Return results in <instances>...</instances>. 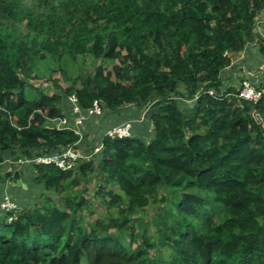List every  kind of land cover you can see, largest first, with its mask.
<instances>
[{
	"label": "trees",
	"instance_id": "16d2710c",
	"mask_svg": "<svg viewBox=\"0 0 264 264\" xmlns=\"http://www.w3.org/2000/svg\"><path fill=\"white\" fill-rule=\"evenodd\" d=\"M263 10L264 0H0V165L70 145L91 156L70 170L32 164L35 183L61 195L0 215V264H264ZM244 50L257 102L223 76ZM87 53L119 63L56 83L63 94H28L38 59ZM71 94L85 110L100 101L102 129L128 117L131 135L103 130L92 154L48 124ZM83 178L99 183L110 218L91 217Z\"/></svg>",
	"mask_w": 264,
	"mask_h": 264
},
{
	"label": "rangeland",
	"instance_id": "374dc122",
	"mask_svg": "<svg viewBox=\"0 0 264 264\" xmlns=\"http://www.w3.org/2000/svg\"><path fill=\"white\" fill-rule=\"evenodd\" d=\"M254 30L255 32H258V31L264 32V25L262 23H258ZM251 45H253L255 48H252V50L250 51L249 57L251 58V60H254V63H255V60L257 61V58L260 59V55L258 53V48H256L257 45L255 44H251ZM251 52H253L254 56L252 55ZM117 63H119L117 60L114 61V60L95 59L91 53H87L85 55L77 54L74 56L65 54L61 58L49 57L46 59H38L35 63L34 73H33L36 75V77L33 75L34 78L31 79V83H29L28 85L27 92L31 97H40L41 95H45V94L52 95L54 93L63 94V91H60L58 89V87L56 86V83L62 86L63 88H65L68 84L72 82V79L77 78L79 76H84L90 73H94L96 71V67L100 65L103 66V68L107 72V71H113L114 65H116ZM245 66L239 67L240 71H237V73H234L235 72L234 71L232 73L233 75L229 73L230 74L229 76H232V77L226 76L224 73L223 76L228 78V84L230 85L232 84L233 86L239 89L240 83L242 80L241 78H244L247 74L245 71H241L242 69L245 68ZM236 68L238 69V67ZM258 78H260V76ZM254 83L257 84V81L254 80ZM79 85H80V82H79ZM63 101L65 102L64 110H65V113H67L68 106L70 105L68 101V96L64 95ZM120 115L121 114L109 115L105 122L114 123L116 122V120H118L121 117ZM101 119H102L101 115H87V119L85 120V123H84L85 127L83 128L84 135L82 139L85 143L92 142L89 147H94L95 145H97L96 138L98 135V128L100 127ZM129 120H130L129 118L123 119L121 123L129 121ZM136 122L134 126H135V129L138 131V127L140 126V124ZM1 166L3 165H0V169L3 168ZM33 167L34 165L32 164H29L27 166V168L29 169H32ZM25 180L28 182L29 187L27 188L24 187L23 189L11 188V190L13 189L12 191L15 195V199L19 203H23L26 201V204H28L29 206H31V208H33L34 205H36L37 203L43 202V200L46 199L47 197H51L56 202L59 201V196L61 195L60 193L57 194L56 191L52 189L44 190V187L42 184L35 183L32 175L29 177L26 175ZM82 180H83L82 187L87 188L86 196L90 198L89 205L91 206L90 208L94 212L93 215L91 216L92 218H98L100 216H104L105 218H110L113 211L114 213L117 212V210L111 209V207H109L108 204L105 203V198L103 196L97 194L96 188L99 186L98 182H96L95 180L89 181L86 178H83ZM11 181L15 182V180H12V179ZM5 187H6L5 180H3L0 177V198H1V194L5 190ZM19 192L22 193L20 197L22 198L23 201L19 199V196H18ZM24 207L25 205L19 206L18 211ZM155 208L156 207L154 206H150L148 208V212L146 213L147 215L145 217L149 218L148 214L150 215L153 214L155 211ZM1 214L3 215L4 213L0 212V215ZM84 214L89 215L90 214L89 210L88 209L85 210ZM134 216L135 217L140 216V214L134 215Z\"/></svg>",
	"mask_w": 264,
	"mask_h": 264
},
{
	"label": "built area",
	"instance_id": "2783aa9c",
	"mask_svg": "<svg viewBox=\"0 0 264 264\" xmlns=\"http://www.w3.org/2000/svg\"><path fill=\"white\" fill-rule=\"evenodd\" d=\"M260 23L264 21V10L262 11V16L259 17ZM239 94L245 99L257 102L261 99L263 90L258 87L253 81L248 78L242 79L239 87ZM69 106L68 112L64 115L58 116L54 119H47V123H52L58 128L65 130H71L77 133L81 138H83V128L85 127V120L87 115H101L103 113V107L99 100H94L92 106L85 110L76 94H71L68 96ZM69 113V114H68ZM255 116L260 119L259 113L255 112ZM72 118V119H71ZM132 122L131 120L119 123L108 128L105 131V135L108 137H127L131 135ZM103 141L95 145L92 154H97L103 148ZM84 157H91L85 154L81 149L77 148L75 145H70L64 147L61 151L53 154H40L33 157H21L18 159H9L8 162L12 166L20 167L24 164H34V165H48L54 164L63 170H70L78 166L79 160ZM0 208L2 212L8 217V221H12L15 218V214L18 212V206L15 204L14 199L11 195L5 194L1 203Z\"/></svg>",
	"mask_w": 264,
	"mask_h": 264
},
{
	"label": "crops",
	"instance_id": "0c3cea01",
	"mask_svg": "<svg viewBox=\"0 0 264 264\" xmlns=\"http://www.w3.org/2000/svg\"><path fill=\"white\" fill-rule=\"evenodd\" d=\"M251 44H255V43H251ZM250 44V45H251ZM252 48H255L253 45H251V50H252ZM252 53V55L254 56V54H253V52H251ZM239 59V60H238ZM248 60H250V57H249V59ZM246 50H244L242 53H241V55L240 56H238L237 57V60L234 62V64H236V66L235 67H230L229 68V70H231L232 69V72H234V69L236 70L234 73H237V71L239 70L240 71V68L239 67H243V66H245L246 65ZM255 62H257L256 60H255ZM238 65V66H237ZM236 67H238V69L236 68ZM229 70H227L226 72H225V75L226 76H229L230 74L229 73H231V71H229ZM244 70H245V72L248 74V69L246 68V66H245V68H244ZM242 73V72H241ZM243 74V73H242ZM254 74V73H253ZM245 75V74H244ZM243 76V75H242ZM241 76V77H242ZM229 77H232V76H229ZM242 79V78H241ZM124 119H128V117H126V118H124ZM122 120V119H121ZM121 120H118L117 122H114V123H112V122H107L106 123V126L107 127H105L104 129H102L101 128V126L98 128V133H100L101 131H106L108 128H110V127H112V126H114V125H117V124H119V123H121ZM1 167H3L2 169H0V177L3 179V180H5V185H6V187H5V190L3 191V193L1 194V198H0V203H1V201H2V199H3V197H4V195L5 194H9V195H11L12 197H13V199H14V202H15V204H17V206L19 207V206H23V205H27L26 204V201L25 202H23V203H19L16 199H15V195H14V193H13V189H15V188H20V189H23L24 188V186L22 185V184H27V187H28V182H26V180H25V176L27 175L28 177L29 176H31L32 174H31V170L29 169V168H27V167H25L24 168V166H20L19 168H17L15 171H20L19 169L21 168L22 170L20 171V173H21V178H18V179H21V182H22V184H20V185H17L16 184V182H17V180L15 181V182H12L11 181V178L9 177V175H8V173L9 172H11V170H13V166H6L5 164L3 165V166H1ZM11 188H13L12 190H11ZM21 192H19V194H18V196H19V199L21 200V201H23L22 200V198L20 197L21 196ZM0 212H2V210H1V208H0Z\"/></svg>",
	"mask_w": 264,
	"mask_h": 264
},
{
	"label": "water",
	"instance_id": "95a60500",
	"mask_svg": "<svg viewBox=\"0 0 264 264\" xmlns=\"http://www.w3.org/2000/svg\"><path fill=\"white\" fill-rule=\"evenodd\" d=\"M234 71H236L235 69H234ZM239 71V70H238ZM16 184L17 185H20V184H22V182H21V179H18L17 180V182H16ZM25 188H27V184H22Z\"/></svg>",
	"mask_w": 264,
	"mask_h": 264
}]
</instances>
